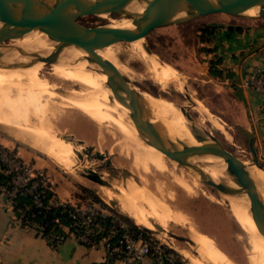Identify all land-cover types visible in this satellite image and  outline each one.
<instances>
[{"label":"rangeland","instance_id":"1","mask_svg":"<svg viewBox=\"0 0 264 264\" xmlns=\"http://www.w3.org/2000/svg\"><path fill=\"white\" fill-rule=\"evenodd\" d=\"M109 17L111 20L117 19L114 15H109ZM237 19L238 17L230 15L212 14L186 23L157 28L146 38L142 39V47L146 44L153 52L152 54L146 52L149 56L157 59L161 65L164 64L166 67L170 66V68L174 69L178 76V83L176 84L170 83L162 85V83L153 78L154 76L149 69V64L141 52L138 49H134L135 47L132 42H119L109 47L114 48L115 53L117 52L116 55L118 62L126 69L125 76L134 87L145 93H150L156 97L162 98L163 100L168 99L176 102V104L189 106L187 111L194 118L195 122L197 121L203 126L201 130H207L218 137L226 148L241 157L242 161H251L253 159V153L250 149V141L248 142V137L242 132V130L236 128V126L233 125L232 119L227 118V114H225L226 107H236V104L233 103V96L229 92H226V86L220 82L221 77H214L210 73L212 68H215L213 63L218 62V56L209 55V50L214 49L213 43L207 41L201 42L202 37L200 36L202 32L198 31V28L207 26L208 24L220 27L229 23L231 24L234 21L236 22ZM80 21L81 23L90 26L109 24V20L102 17L100 18V16H85L81 18ZM202 36L206 39L210 37L207 33H203ZM9 44L10 43L8 42L4 46L7 47ZM143 49L145 48L143 47ZM9 55V58L14 57L22 62H28L30 60L28 58L20 59L15 57V55ZM59 56L67 55H52L53 58H59ZM22 62L19 64L24 65ZM219 65H217L216 68L221 70ZM24 66L27 68L33 67L27 65ZM36 71H38L37 75L31 74L19 76L16 74L17 76L15 75L14 78H18L17 82H11L12 86L15 83L14 86L16 87L13 86L10 88L9 85H11V83L2 82L4 84H2L3 87L0 91L3 94L2 96L5 99L7 98L10 105L11 103L20 104L18 110L20 109L24 113L28 111L27 115L22 113H20V115V111L17 113V110H15L17 107H14L15 109L12 107L14 112L17 113V118L19 119V117H22L23 120L20 122L24 125L26 124L25 126L27 127L30 125L29 128L26 127L25 129H30L31 131L33 128L32 132L43 135L45 143H59L63 150L62 153L65 152L64 156L71 157L70 159L74 161H71L73 165L72 171L66 170L57 159L55 160L42 153L41 148H43V144L33 140L29 136H26V138H24L25 140L16 138L14 132L12 133L8 129H3L0 126L1 138L9 139L16 142L18 145L31 148L35 152L40 153L38 155L46 160L55 172H59L64 180L72 182V184L75 185L76 190L80 189L82 192V187L89 188L100 199L108 204L109 207L128 217L130 216L121 208L119 200H117V195L115 194L116 197L114 196V193L119 192L117 185H124L129 178H133L136 182L140 183V185L145 181L147 186L152 189H154L156 185H160L165 193V202L170 205L171 210H176L183 214L185 221L184 223L173 221L171 219L173 211L170 212V216H163V214L159 212L158 218L155 219L149 213L147 206L140 204L145 218L148 220V225L155 229V231L151 230L153 236L151 233H148V235L166 246L169 245V248H174L179 253L183 252V254L189 256L197 255L194 244H191L186 240L175 238L172 235L176 234L184 238H190L189 231L190 229H194L200 231V233L210 241L214 248L223 254L229 264H264L263 259L258 257L257 253L253 252L250 234L244 227H241L232 215L233 212L238 213L240 211L241 216L243 215L242 219H252L250 223L252 222V225L255 223L257 224L258 222L253 220L249 210L238 204L234 205L235 203H232V200L234 199L231 197L228 198L226 194L206 184L202 181L199 174L191 169L185 168L178 162L173 161L165 154H163V163L164 168L168 170L162 172L155 168H150L147 171L140 169L139 173L133 171L131 167H133L134 157L132 150H129V147L135 145V143L132 142L131 139H128L129 137L124 130L110 122H104L101 124L90 118L71 102H68L71 98H74V100L81 99L82 96L79 94L85 91V89L79 85L62 82L55 78L52 74L53 66L50 67L48 64H46V66H41L40 70L36 69ZM31 77L36 79L35 83L29 82L30 79H34ZM2 85L0 83V86ZM102 85L104 89H107L104 86V83H102ZM42 87L43 89L51 88L52 91H54V93L56 92L60 97H64V99L67 98V102L64 103L60 98L55 96L50 97L48 94L39 96V91ZM28 94L29 98H27ZM101 96H103L101 98L104 100H108V103L111 102L106 94ZM24 98H27L28 100ZM191 99L195 100L196 104L199 103L202 105L203 108L219 122L222 131L217 129L209 120L201 115L199 111L194 109L196 105L193 106V101ZM83 100L86 101L85 98H83ZM87 101L89 104L91 103V105L93 104V106L101 108L95 103L96 99H88ZM38 105L42 106L40 112L42 111L41 113L43 115L38 112L40 109ZM32 107H34V110L37 109V112L34 111V113L40 114V116L37 115L39 118L42 117L41 120H44L45 122L40 121V119L36 117L37 115L32 114ZM23 108H26V111H23ZM43 111H45V114ZM102 112L103 114L106 113L107 115H110V113L108 114L103 110ZM24 115H26V117ZM27 117L29 120L24 121V118ZM99 120H101V118ZM26 121H29V123ZM188 122L192 124L191 121L188 120ZM7 125H10V123ZM40 128H45L44 130H47L46 132L41 131L43 129L40 130ZM34 129H36V131ZM164 130L171 132L165 122ZM255 147L259 155L258 147L256 145ZM89 148H91V150L88 152ZM97 152H100L104 157H97ZM61 157H63V155H61ZM68 157L66 160L69 159ZM61 159L65 158L63 157ZM259 161L261 164H264V160L263 158L261 159L260 156ZM90 168L95 169L102 174L104 179L112 183V187L100 185L83 176L86 169ZM202 169L207 170L206 168ZM44 170L47 172L55 186L53 176L49 173L48 169ZM175 176L190 184L192 186L191 191L185 190L175 180ZM108 192H110L109 195L107 194ZM87 200L88 204L89 202H93L92 199L88 198ZM96 205L98 208H102L99 204ZM236 208L239 210L233 211L236 210ZM242 209H245L244 214H242ZM131 220L136 224L133 218H131ZM138 226L144 228L140 225ZM257 234L264 238V235L258 229ZM250 256L252 259H250ZM257 258L261 260H258Z\"/></svg>","mask_w":264,"mask_h":264},{"label":"bare ground","instance_id":"2","mask_svg":"<svg viewBox=\"0 0 264 264\" xmlns=\"http://www.w3.org/2000/svg\"><path fill=\"white\" fill-rule=\"evenodd\" d=\"M127 10L134 14H140L144 12V5L140 1L135 0L128 5ZM256 10H258V8L251 9L248 12L249 14H253L256 12ZM109 15L110 14H101L99 16L100 18L102 17L104 19L109 20V24L111 25L109 24L108 25L115 27V28L136 29V28H139L141 25L139 21L140 18L137 16L133 17V19H136L137 21L136 23L134 22L133 19L126 18V17H121L115 20L113 19L111 20ZM142 42H143L142 39H140L132 43H133V46L135 47L134 49H138L141 52V54L144 56V58L146 59L147 63L149 64V69L151 70V73L154 76L153 78H155L157 81L162 83V85H167L170 83H175V84L178 83L177 81L178 76H177V73L174 71V69L170 68V66L166 67L164 64L161 65V63L157 59H155L152 56H149L146 53L147 51L143 49L144 46L142 47V44H143ZM9 43L10 44L7 45V47H5L4 45L0 46V55H1L0 56V61H1L0 83L1 85L4 84L2 82H6V83H11L15 81L17 82L18 78L17 77L14 78L16 74H18L19 76L31 75V74L37 75L38 71H36V69L40 70L41 66H46L47 63L41 60L40 58H38L37 56H35L34 53L41 55V56H47L49 58H51L52 55L54 54L55 55H58V54L67 55V56H59L58 61L56 63L48 64V65H50V67L53 66L52 74L58 80L62 82L70 83V84L73 83L74 85H79L80 87L85 89L86 92L82 90L83 92L79 94L80 96H82L81 99L79 98L80 100L79 99L74 100V98L73 99L71 98L70 101L68 102H71L73 105H75V107H78L81 111L86 113L93 120L101 124L104 122H110L114 124L115 126L124 130V132L129 137L128 139L129 140L131 139V141L135 143V145L129 147V150L130 149L132 150V154L134 157L133 167H131L133 171H136L139 173L140 169H142L143 171H147L150 168H155L162 172L168 170L164 168V163H163L164 153L158 148L146 143L144 139H142V137L140 136V133L138 132V130L136 129L134 125L133 120L131 119L129 115V112H130L129 109L123 106L114 97V93L110 85V78L104 72L105 70H104L103 65L99 63L95 59V57H93L92 55H88L86 51L80 48L72 46L70 44V41L66 38H63L60 36L50 37L45 32H42L39 30L32 31L26 35L21 36L20 38L13 39ZM98 53L102 57L112 61L116 65V67L121 71V73L124 76L126 75V69L123 66H121L120 63L118 62L117 55H116L117 52L115 53L114 48L108 46L106 48L98 50ZM9 54L15 55V57H18L20 59L28 58L30 60L28 62L26 61L22 62L21 60H17L14 57L9 58L10 56ZM20 62H22L24 65H27V66H33L35 70L33 67L27 68L26 66L19 64ZM76 73H77V76H76ZM31 78H34V77H31ZM34 79L33 80L30 79L29 82L35 83L36 79L35 80ZM102 83H104V86L107 89L103 88ZM14 85L15 83L13 84V86ZM9 86L10 88L13 87L12 83ZM0 87H1L0 89L2 90L3 85ZM134 88L138 90L136 87ZM140 92L146 101V105L150 109V115H151L152 122H159L161 124L163 128V134L166 138H170L172 141H176L177 139H180L188 145L199 144V145H204V146H212L216 143L211 138L207 137L203 130H198L194 128L192 124L188 122V120L183 115V113L180 111V108L178 107L176 103L168 99L163 100L162 98L156 97L150 93H145L143 91H140ZM44 94H48L50 97H54V96L58 97L64 103H66L68 100L66 97L65 98L67 100L64 99V97H60V95L56 94V92L54 93V91H52L51 88L43 89L42 87V89L39 91V96H44ZM100 94L101 95L106 94L110 98L111 102L108 103V100L106 101L103 98H101L103 96H101ZM2 95L3 94L0 91V126L3 129L4 128L8 129L12 133L14 132V136L16 138L25 140L24 138H26V136H29L33 140L42 143L43 144V148H41L42 153L54 158L55 160L57 159L66 170L72 171L73 165L71 161L73 160L70 159L71 157L64 156L65 152L62 153L63 150H62V147L59 145V143L52 144L53 142H49V141L48 142L50 144L47 142L45 143L43 139V135H40L36 132H32L33 128L31 129V131L30 129L29 130L25 129L27 127L25 126L26 124L24 125L20 122L23 120L22 117L20 118L18 115L19 117L18 119L16 114L20 111L19 114L22 113V114L27 115L28 111H26V108H23L24 110L22 109L23 111H26V113L22 112L20 109L18 110V108H20V104L18 105V104L11 103L12 105L11 106L7 98L5 99ZM27 98H29V94ZM27 98H24V99H27ZM83 98H85L86 101L88 99L89 100L96 99V102L95 101L94 102L97 105H99L101 108L97 106H93V104L91 105V103L89 104L88 101L86 102L85 100H83ZM38 106L40 109L38 107L36 108H38L39 109L38 112L41 113L42 111L40 112V110L42 109L41 108L42 106L41 105H38ZM12 107L13 108L17 107V109L14 108L15 110H17V113L14 112ZM32 109H33L32 114L37 115L38 113L37 114L34 113V111L37 112L36 111L37 109L34 110V107H32ZM194 109L199 111L201 115H203L207 120H209L217 129L222 131V127L220 126L219 122L215 120L213 116L203 108L202 105L198 103L196 104V107H194ZM102 110L107 112L108 114L110 113V115H107L106 113L103 114ZM44 112L45 111H43V113ZM113 113H115L116 115ZM26 115L24 116L26 117ZM38 115L40 116V114ZM38 115L36 117L39 118ZM41 118L39 119L40 121L43 122L44 120H41ZM98 118L99 119L101 118V120H99ZM25 120H29L28 117L24 118V121ZM26 122L29 123V121H26ZM164 122L166 126L169 128V130H171V132L164 130ZM8 123H10V125H7ZM195 123L200 129L203 127L197 121ZM29 127L30 125L27 128ZM36 129H39V128H36ZM36 129L34 130L36 131ZM44 129L45 128H40L41 131L46 132L47 129L46 130ZM179 147H181V145H179ZM61 155H63L65 159H61L63 158L61 157ZM67 157L70 160L69 159L66 160ZM239 158L241 160V157ZM189 160L190 162L198 165L201 168H206L207 170H204V171L208 173L214 181L225 182L228 185L234 187L235 189L244 191L242 192V194H239V195H227V194L226 195L228 196V198L231 197L232 199H234L232 200V203H235L234 205L238 204L242 206L243 208H246L247 210H249V213L252 216L253 220L258 222L257 224L255 223L254 225H252L253 223L252 222H251L252 224L250 223L252 219L251 220L248 219L249 220L248 222V220H246L247 218L245 220L242 219L243 215L241 216L240 211L238 213L233 212L239 209L236 208V210L232 211L233 212L232 215L234 216L236 221L241 225V227H244L247 230V232L250 234L252 245H253V252L257 253L258 257H260L264 261V238H262L261 236L257 234V229L260 230V227L264 226V220H263L261 212H258V211L253 212L251 208V202L248 197L247 190H246V186L242 185L240 182H238L237 180L233 178L234 176H232L231 172L229 171L227 167V163L222 157L195 156V157H191ZM242 162L246 166V169L250 173V176L252 177V179L257 184L261 199H263L264 201V171L258 168L254 164L253 160L251 161L243 160ZM175 180L185 190L191 191L192 186L188 184L186 181L179 179L176 176H175ZM117 189L119 190V192L114 193V196L116 197L117 195V200H119L121 208L125 211V213H127L131 218H133L136 224L142 227H146V228H149L150 230L155 231V229H153L151 226L148 225V222H147L148 220H146L144 212L140 204H144L145 206H147L149 213L155 219L158 218L159 212H161L163 216H170V212L173 211V215L171 216V219L173 221L182 222V223H184L185 221L183 214H181L180 212L176 210H171L170 205H168L165 202L166 201L165 193H164V190L160 187V185L159 186L156 185L155 188L152 189L149 186H147V183L145 181L143 182L142 185H140V183L136 182L133 178H129L126 180V183L124 185L122 186L117 185ZM109 193L110 192H108L107 194L109 195ZM242 211H243L242 214H244L245 209H242ZM257 212L260 214H258ZM189 237L194 243V247H196L197 255L189 256V255L183 254V252H181L182 254L178 252L186 260V264H229L228 260H226L223 254L220 253L216 248H214V246L210 243V241L202 233H200V231L190 229ZM250 259H252V257ZM261 259H258V260H261Z\"/></svg>","mask_w":264,"mask_h":264},{"label":"water","instance_id":"3","mask_svg":"<svg viewBox=\"0 0 264 264\" xmlns=\"http://www.w3.org/2000/svg\"><path fill=\"white\" fill-rule=\"evenodd\" d=\"M133 1L135 0H0V46L36 30L45 32L50 37L60 36L68 39L72 46L86 51L88 55H92L103 65L104 72L110 78L114 97L129 109V115L146 143L158 148L168 158L185 168L193 170L200 175L203 182L222 193L227 195L242 194L244 191L235 189L225 182L214 181L201 167L189 160L195 156L222 157L234 176L233 178L246 186L253 212H261L264 220V201L261 199L257 184L239 156L226 148L218 137L207 130L204 131L206 136L216 142L212 146L188 145L180 139L172 141L170 138H166L161 124L152 122L150 109L141 92L133 87L129 79L112 61L98 53V50L119 42H134L144 39L157 28L186 23L212 14L248 18L264 17V0H138L144 5V12L140 14H134L127 10L128 5ZM254 8H258V10L249 14L248 11ZM101 14L131 19L137 16L140 18L141 25L136 29H123L109 26L108 23L90 26L80 21L85 16ZM133 20L137 23L136 19ZM144 48L148 53H153L148 45L144 44ZM34 55L47 64H54L58 61V57L49 58L36 53ZM192 101L195 106L196 101ZM177 105L186 119L192 122V126L201 130L187 111L189 106ZM250 149L253 153L254 164L264 171L253 140L250 142ZM89 150L91 148L88 149V152ZM96 156L104 157L100 152H97ZM83 176L100 185L112 187V183L104 179L103 175L95 169H86ZM128 218L131 220L130 217ZM142 229L147 234L153 233L149 228ZM260 232L264 235V226L260 227ZM172 235L194 244L190 238ZM169 250L186 263L183 256L175 249L169 248Z\"/></svg>","mask_w":264,"mask_h":264},{"label":"crops","instance_id":"4","mask_svg":"<svg viewBox=\"0 0 264 264\" xmlns=\"http://www.w3.org/2000/svg\"><path fill=\"white\" fill-rule=\"evenodd\" d=\"M213 39L214 50L209 55L218 56L223 74L228 73L238 79L249 68L264 70V17H238L236 22L220 26ZM225 88L236 104V107H226V117L244 132L248 142L253 140L260 158L264 160V97L251 90H241L236 85ZM0 145L14 149L35 167L48 169L54 178L57 195L62 200L86 208L88 200L83 197V192L55 172L38 155L40 153L1 137ZM104 257L103 247L85 246L71 235L57 248L52 247L35 228L21 224L13 205L9 206L0 194V264H100Z\"/></svg>","mask_w":264,"mask_h":264},{"label":"built area","instance_id":"5","mask_svg":"<svg viewBox=\"0 0 264 264\" xmlns=\"http://www.w3.org/2000/svg\"><path fill=\"white\" fill-rule=\"evenodd\" d=\"M220 82L225 86L236 85L241 90L257 92L264 97V70L261 68H249L238 79L225 73ZM0 161L11 174L8 184H0V194L8 205H13L20 193L30 195L37 207L67 203L74 205L76 209L69 210L72 223L70 226L62 225L63 229L85 246L103 247L105 257L100 264H185L169 250L168 244L169 247L152 237L146 238L132 232L125 222L109 227L101 235L97 230V219L109 214V209L98 208L97 202H89L83 209L73 202L62 200L47 172L25 161L14 149L0 147ZM46 189L53 192L48 204L44 201ZM56 222H60V219H56ZM66 238L62 233H52L46 240L57 248Z\"/></svg>","mask_w":264,"mask_h":264},{"label":"trees","instance_id":"6","mask_svg":"<svg viewBox=\"0 0 264 264\" xmlns=\"http://www.w3.org/2000/svg\"><path fill=\"white\" fill-rule=\"evenodd\" d=\"M219 29L218 26H211L208 24L207 26H202L198 28V31L203 33H207L210 37L204 38L202 37L201 42H214V35L216 31ZM241 29V28H239ZM214 50V49H213ZM209 50V52L213 51ZM219 64L218 62H214L211 74L214 77H222V70H218L216 66ZM0 147H4L0 145ZM264 166V164H262ZM0 184H8L11 180V174L8 172L7 167L4 166L0 161ZM83 197L85 199H92L93 202H97L102 208H106L110 210L109 214H106L97 219V230L102 235L105 233L109 227L113 225H119L121 222H125L128 224L129 229L138 234L143 235L146 238L150 236L138 225L132 222L127 216L118 212L117 210L112 209L106 204L102 199H100L92 190L86 187H82ZM46 197L44 201L48 204L49 199L53 196V192L51 190L46 189L45 191ZM13 207L16 216L20 219L21 224L26 228H35L39 234H41L44 238L49 237L52 233H62L66 237H68V233L63 229V226H70L72 223V219L69 216V210H74L76 207L70 203L65 205H55L47 207H37L31 198L30 195L25 193H20L13 201ZM56 219H60V222H56ZM63 225V226H62Z\"/></svg>","mask_w":264,"mask_h":264}]
</instances>
